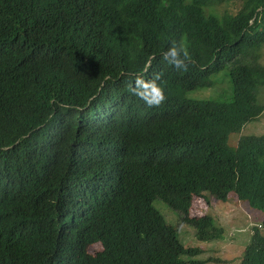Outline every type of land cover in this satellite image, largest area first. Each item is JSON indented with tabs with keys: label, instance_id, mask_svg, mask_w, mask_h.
<instances>
[{
	"label": "trees",
	"instance_id": "1",
	"mask_svg": "<svg viewBox=\"0 0 264 264\" xmlns=\"http://www.w3.org/2000/svg\"><path fill=\"white\" fill-rule=\"evenodd\" d=\"M234 1L0 0V264H208L155 198L203 241L224 228L194 196L264 211V134L229 144L264 111V0ZM226 66L231 100L188 97ZM157 73L149 107L131 89ZM241 264H264L258 227Z\"/></svg>",
	"mask_w": 264,
	"mask_h": 264
},
{
	"label": "rangeland",
	"instance_id": "2",
	"mask_svg": "<svg viewBox=\"0 0 264 264\" xmlns=\"http://www.w3.org/2000/svg\"><path fill=\"white\" fill-rule=\"evenodd\" d=\"M242 5V0H235L230 5H220V9L230 8L236 11ZM260 62L264 64V46L262 48ZM214 84L210 87H200L188 91V97L202 99L231 100L233 87L228 71V66L214 75ZM258 102L264 104V86L258 88ZM264 134V111L252 121L247 122L240 131L231 133L229 144L236 145L243 135ZM190 206L189 216L197 217L210 214L217 225L225 228L224 236L211 241L199 240L196 229L185 220L183 213L171 208L163 199L157 197L154 205L167 219L168 223L178 229L179 239L188 248L199 247L201 249L197 258L203 259L208 264H241L246 245L251 240L255 227L264 223V211L250 207L245 201H239L231 196L226 202L212 196H195ZM264 233V226L258 227ZM102 250V244L97 242L89 247V252L95 254Z\"/></svg>",
	"mask_w": 264,
	"mask_h": 264
},
{
	"label": "clouds",
	"instance_id": "3",
	"mask_svg": "<svg viewBox=\"0 0 264 264\" xmlns=\"http://www.w3.org/2000/svg\"><path fill=\"white\" fill-rule=\"evenodd\" d=\"M261 52H262V50H261ZM260 57H261V53H260ZM162 60L165 61L167 64L172 65L176 69L187 70L188 64L190 62V54L187 50H184L183 48H178L175 45V43L173 42V45L171 47H169L165 53H163ZM259 61H260V58H259ZM160 80H161V77H160L159 73L155 74L151 79H146V78L138 76L135 79L134 85L131 89L132 94L135 95L136 97H138L139 99H141L149 107L158 106L165 100V93H164L163 87L161 86V83H159ZM192 200H191V206H192V202H193ZM224 202H226V201H224ZM204 215H207V214H204ZM208 215H210V214H208ZM201 216H203V215H201ZM192 217H194V216H192ZM197 217H199V216H197ZM220 226L223 227V225H220ZM263 226L264 225L262 224L261 226H258V227L261 228ZM224 233H225V228H224ZM89 247H87L88 252H89ZM102 248H103V246H102ZM89 253H91V252H89Z\"/></svg>",
	"mask_w": 264,
	"mask_h": 264
}]
</instances>
